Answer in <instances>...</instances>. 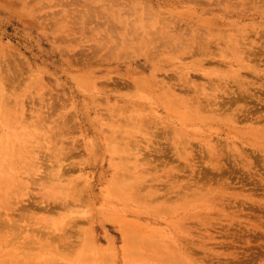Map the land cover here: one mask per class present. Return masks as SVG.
Segmentation results:
<instances>
[{
	"label": "rangeland",
	"instance_id": "374dc122",
	"mask_svg": "<svg viewBox=\"0 0 264 264\" xmlns=\"http://www.w3.org/2000/svg\"><path fill=\"white\" fill-rule=\"evenodd\" d=\"M2 112L0 264H264V0H0Z\"/></svg>",
	"mask_w": 264,
	"mask_h": 264
},
{
	"label": "bare ground",
	"instance_id": "6f19581e",
	"mask_svg": "<svg viewBox=\"0 0 264 264\" xmlns=\"http://www.w3.org/2000/svg\"><path fill=\"white\" fill-rule=\"evenodd\" d=\"M146 2V1H145ZM146 5L144 6V7H146L147 6V3H145ZM97 7H98V5H97ZM148 7V6H147ZM144 8L145 10H147V14L149 13V16H151L153 13H154V15H155V12H152V10L151 11H149L148 10V8ZM98 9H101V7H98ZM149 11V12H148ZM154 15H152L151 17H156L157 19H161L160 17H159V15H157V13H156V15L154 16ZM77 18H79V17H76V19ZM88 18V17H87ZM90 18H91V16H90ZM75 19V20H76ZM80 19V18H79ZM85 20V19H84ZM163 20H165V19H161L160 21H163ZM77 21V20H76ZM164 25H163V28L164 29H168L169 28V26H167L168 24V22L166 21V23H165V21H163L162 22ZM167 24V25H166ZM198 27V26H197ZM184 29V28H183ZM183 29L181 30V31H183ZM209 30H211L210 28H208ZM125 30L127 31V29L125 28ZM195 30H197V29H195ZM196 32V31H195ZM197 32H198V30H197ZM158 32H154V31H151L150 33H148L147 35H148V44H149V42L150 41H155V40H158L159 38L161 39L162 38V40L164 41V40H166V42L168 41V39H167V37H169L168 36V34L167 35H165L164 33H163V31L162 32H160L163 36H161V37H159V35L157 34ZM115 34V33H114ZM118 34V33H117ZM128 33H125L124 35L122 34V33H119L118 35H121L120 37H118L117 35H116V37L117 38H120V40H123L126 44H125V47L124 48H127L128 47V50L130 49V52L128 53V54H130V55H128V54H124V53H122V52H120V54L119 55H121V53L123 54L121 57L122 58H124V57H128V58H130L131 56H135L136 54H139L140 55V53L138 52H136V50L138 51V49L135 47V49H133V48H131V47H129V45L127 44L128 42H129V44L130 43H132L131 42V40H130V38L131 37H129V41H125V39H127L128 38V36H130V35H127ZM198 35L199 36H197L196 35V33L192 36V37H194V41H199V40H201L202 39V41H204V42H206V41H209V40H212L211 39V37H210V35H207V37H205L204 39H203V37H201L200 36V34L198 33ZM145 37H144V39L146 38V41H147V37H146V35H144ZM180 36H182L181 34L179 35V33L175 36L181 43H182V46H177V45H172L171 47H170V45L169 44H167V43H164L163 44V46H165L166 48L164 49H162V48H160L159 47V42H160V40H158V42L157 43H159L158 44V46H156V44L155 45H148V46H144L143 47V49L145 50V52L149 55H147V57H150L152 54H155L154 53V50H156V49H158L159 48V50H162V51H165L164 53H169V55H172V54H174L173 52L176 50L177 52H181V50L183 49L184 51H186V48L190 45V47H191V43H188V42H190L189 40L191 39L192 40V37L191 38H189V40L188 39H186V38H182V37H180ZM115 37V38H116ZM137 38V40L139 41L140 39L138 38V37H136ZM241 38V37H240ZM135 40V39H134ZM123 41H120V42H122L123 43ZM133 41V40H132ZM141 41V40H140ZM185 41H188V42H185ZM238 41H239V37H237V38H235V39H233L232 41H230V43H229V46L230 47H233L232 49H234V53H236V54H238V53H240L241 51H243L242 49L240 50V48H239V44L240 43H238ZM155 42V43H156ZM171 42V41H170ZM185 42V43H184ZM240 42V41H239ZM154 43V42H153ZM172 43V42H171ZM241 43H243V39H242V42ZM138 44L140 45V42H136V45L138 46ZM186 44H187V46H186ZM135 45V46H136ZM242 45V44H241ZM161 46V45H160ZM163 46H161V47H163ZM134 47V46H133ZM240 47H242V46H240ZM196 48V51L197 52H199V53H201L202 51H204V48H200V47H195ZM132 50V51H131ZM135 50V51H134ZM141 50V49H140ZM139 50V51H140ZM159 50H157V51H159ZM122 51H127V49L126 50H122ZM190 51H194V48H193V50H190ZM136 54H135V53ZM188 52H189V50H188ZM133 53V55H131ZM195 53V52H194ZM157 54V53H156ZM124 55H126V56H124ZM154 56L155 55H153L152 56V58H154ZM113 57V56H112ZM121 58V59H122ZM151 58V57H150ZM166 59V58H165ZM137 79V78H136ZM137 80H142L143 81V79L141 78H139V79H137ZM239 80V82H241L242 80L239 78L238 79ZM139 81V82H140ZM232 98V97H231ZM231 101H232V99H231ZM233 102V101H232ZM200 104V103H199ZM202 104V103H201ZM200 104V107H201V109L202 110H205V108H203V106L202 105H204V106H206L205 104H202L201 105ZM57 112V111H56ZM55 112V114H57ZM4 114H5V112H2L1 113V118L3 119V117H4ZM53 115V114H52ZM51 116V115H50ZM55 116V115H54ZM59 116V115H58ZM60 117V116H59ZM52 118H54V117H52ZM52 118H47V119H52ZM55 118H57V116H55ZM119 125H124L125 126V124H119ZM124 126H123V128H124ZM127 126V125H126ZM45 128V127H44ZM122 128V127H121ZM120 128V126H119V128L118 129H121ZM122 128V129H123ZM58 129V128H57ZM4 138V137H3ZM23 146V145H22ZM22 146H20L21 148H22ZM19 147V146H18ZM21 148H19V149H17V148H15V150H20ZM12 150H13V148H12ZM22 150H23V148H22ZM27 151V150H26ZM32 152L33 151H35V150H31ZM123 153H124V151L123 150H121ZM6 153H8V156L10 155V153H11V149H9V147H7L6 146V142L2 139V142H0V155L1 156H4L5 157V155H6ZM20 153H22V151L20 152ZM226 155V154H225ZM245 161H246V159H245ZM247 162V161H246ZM37 163V162H36ZM212 199H215V196H213V198ZM177 204V203H176ZM175 208V207H174ZM177 208H175V210H176ZM173 211V210H172ZM129 235H127L126 237H127V239L129 238L128 237ZM126 237H124V240L126 241ZM1 239H4V237H0ZM24 243V242H23ZM130 248V250H131V246H129ZM17 251L18 252H15V255H17L18 254V258L19 259H23V257L24 256H26L27 254H28V248H26V247H24L23 245H20V246H18L17 247ZM129 251V250H128ZM104 263V262H103ZM106 263V262H105ZM23 264H25L24 262H23ZM83 264V263H82ZM101 264V263H100Z\"/></svg>",
	"mask_w": 264,
	"mask_h": 264
}]
</instances>
